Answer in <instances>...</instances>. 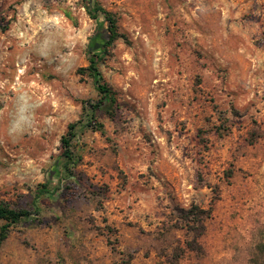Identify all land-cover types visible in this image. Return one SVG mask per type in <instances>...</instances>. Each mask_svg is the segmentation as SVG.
I'll list each match as a JSON object with an SVG mask.
<instances>
[{
  "label": "rangeland",
  "instance_id": "rangeland-1",
  "mask_svg": "<svg viewBox=\"0 0 264 264\" xmlns=\"http://www.w3.org/2000/svg\"><path fill=\"white\" fill-rule=\"evenodd\" d=\"M98 1L103 134L84 0H0V264H264V0Z\"/></svg>",
  "mask_w": 264,
  "mask_h": 264
},
{
  "label": "trees",
  "instance_id": "trees-1",
  "mask_svg": "<svg viewBox=\"0 0 264 264\" xmlns=\"http://www.w3.org/2000/svg\"><path fill=\"white\" fill-rule=\"evenodd\" d=\"M84 2L90 18L98 22L99 31L102 29L101 26L103 25L102 35H94L88 45V53L90 55L89 64L86 67L79 69L86 72L92 78L99 96L95 104H93L91 107V113H87V123H94L95 130H98L101 134H103L102 125L97 124L93 119L94 112L100 108H103L104 106L109 108L116 107L117 99L115 92L103 78V75L99 69V62L102 59L104 50L123 35L118 29L117 19L114 12L103 7L98 0H84ZM99 15L102 16L104 23H100L98 19ZM77 124H80V121L70 123L67 126L66 132L60 137L61 153L56 165L59 167V173L62 176H71L73 169L81 160V156L75 154L74 152L75 143H73V139L76 137L75 129ZM46 190L47 187L44 183L37 191L36 197L44 194ZM202 212H204L203 209H200L197 205H191L188 210V213L196 217H199ZM30 214L31 212L29 210L13 208L7 202L0 199V221L2 222L0 224V246L6 239L11 226L18 223L23 218L30 216ZM192 231L195 232V242V240L201 236L202 231L197 227H192Z\"/></svg>",
  "mask_w": 264,
  "mask_h": 264
}]
</instances>
